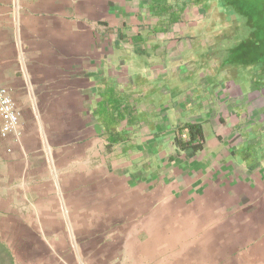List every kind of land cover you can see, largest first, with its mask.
I'll use <instances>...</instances> for the list:
<instances>
[{"label":"crops","instance_id":"obj_1","mask_svg":"<svg viewBox=\"0 0 264 264\" xmlns=\"http://www.w3.org/2000/svg\"><path fill=\"white\" fill-rule=\"evenodd\" d=\"M216 1L0 0L18 264H264V86L205 49Z\"/></svg>","mask_w":264,"mask_h":264},{"label":"rangeland","instance_id":"obj_2","mask_svg":"<svg viewBox=\"0 0 264 264\" xmlns=\"http://www.w3.org/2000/svg\"><path fill=\"white\" fill-rule=\"evenodd\" d=\"M215 3L216 9L211 16L215 36L209 38L205 49L211 51L212 59H217L219 65L241 71L236 76L249 78L247 81L251 87L264 86V0H240L242 7L251 12L250 16L244 17L234 14V10H238L228 9L229 5L223 0ZM168 14L170 21L179 15L173 11ZM259 73L260 77L255 75Z\"/></svg>","mask_w":264,"mask_h":264},{"label":"trees","instance_id":"obj_3","mask_svg":"<svg viewBox=\"0 0 264 264\" xmlns=\"http://www.w3.org/2000/svg\"><path fill=\"white\" fill-rule=\"evenodd\" d=\"M226 2V5H229L230 8L234 10L236 8L238 10V13L236 10H234V14L239 15L240 17H244L245 15L250 16L251 12L247 8H243L242 4L240 3V0H223ZM236 12V13H235ZM177 19V17L175 18ZM263 71V70H261ZM255 75H260L255 74ZM260 77V76H259ZM264 78V77H263ZM179 133H186L188 134V139L187 140H181V145L182 146H191L193 148H200L202 147L204 143V135H203V130L201 123L199 122H190V123H185L183 125H180L179 127ZM179 140V137L177 138ZM0 264H18L12 250L9 248V246L6 244V242L1 238L0 236Z\"/></svg>","mask_w":264,"mask_h":264},{"label":"built area","instance_id":"obj_4","mask_svg":"<svg viewBox=\"0 0 264 264\" xmlns=\"http://www.w3.org/2000/svg\"><path fill=\"white\" fill-rule=\"evenodd\" d=\"M1 135L7 136L17 130L20 124V111L7 89L0 87Z\"/></svg>","mask_w":264,"mask_h":264}]
</instances>
